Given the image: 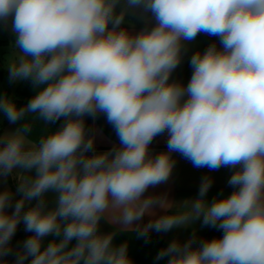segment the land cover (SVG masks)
<instances>
[{
	"label": "clouds",
	"instance_id": "1",
	"mask_svg": "<svg viewBox=\"0 0 264 264\" xmlns=\"http://www.w3.org/2000/svg\"><path fill=\"white\" fill-rule=\"evenodd\" d=\"M9 20V81L33 95H0L19 125L0 132V184L17 182L0 188V264H133L121 233L187 227L156 261L264 264V0H0ZM200 34L219 44L191 55L185 84L173 73ZM101 115L118 140L105 151L86 123ZM173 153L231 169L233 191L209 202L205 176L195 199L146 195L170 179ZM197 221L222 236L199 237ZM21 224L30 235L13 245Z\"/></svg>",
	"mask_w": 264,
	"mask_h": 264
},
{
	"label": "crops",
	"instance_id": "2",
	"mask_svg": "<svg viewBox=\"0 0 264 264\" xmlns=\"http://www.w3.org/2000/svg\"><path fill=\"white\" fill-rule=\"evenodd\" d=\"M131 19L139 20L138 15L130 17ZM11 23V21L9 20ZM2 22H0V61L5 69L4 76L9 79V74L6 68V58L11 52L10 45L14 42L15 36L11 31L5 34L1 27ZM135 24V23H134ZM144 25L135 24V31H139ZM211 43L219 44L215 37H210L204 34L197 36L196 40L189 46L188 52L185 54L181 64L173 73V78L182 81L187 84L191 77L192 69L190 67L189 61L191 55L197 50H203ZM2 81V80H1ZM7 95L12 97L18 105H24L33 95L32 87L29 82H11L10 88L7 90ZM3 113H0V129L3 131L15 130L19 125L10 124L6 118H2ZM6 120V121H4ZM4 121V123H2ZM61 122L57 121L54 127H58ZM86 123L90 129H92L96 134L95 148L97 151H105L112 147L113 144H117L118 140L112 126L109 125L104 116H99L97 119L93 120L91 117L86 118ZM166 141L167 135L158 136L150 146L153 153H159L161 151H166ZM173 158L176 161L175 167L172 171L171 177L167 183L160 184L155 188H149L147 194H166L170 201H183L185 199H195L198 194V189L201 180L205 176H209L212 179V187L209 189L206 199L211 202L213 197L217 193L223 192L224 195L230 194L233 189L228 186V179L232 174V170L229 168H220L218 171H209L207 168H195L192 164L182 158L178 153H173ZM12 182L14 187H16V180L13 178ZM8 184V181H6ZM158 214H163V212L157 209ZM150 219L149 216H145L140 222L141 224H146ZM102 231H111L112 226L108 223L101 222ZM195 231L199 237L202 238H213L222 236V231L217 230L209 226H202L200 221L196 222ZM193 232V227L187 228H174L169 232H150V238L145 239L131 238L128 233H121L117 237V242L128 241L129 244V255L133 260V264H166L165 260L156 261L155 257L159 250L166 247L173 239H179L185 241Z\"/></svg>",
	"mask_w": 264,
	"mask_h": 264
},
{
	"label": "rangeland",
	"instance_id": "3",
	"mask_svg": "<svg viewBox=\"0 0 264 264\" xmlns=\"http://www.w3.org/2000/svg\"><path fill=\"white\" fill-rule=\"evenodd\" d=\"M11 23L8 22L7 25H5L3 22L1 24V27H2V31L5 33V34H8L6 32H10V28H11ZM0 41H2L0 39ZM1 63V61H0ZM2 80V81H1ZM10 85H11V82L9 81V79H6L5 76H2L1 79H0V95H4V94H7V90L10 88ZM2 118L4 119V114H2ZM8 181V184H0V188H3L4 186H9L13 189H15L14 187V184L12 182V179L11 177H9L7 179ZM29 235V233H26L24 231V227H23V224H21L19 227H18V230L16 232V235L13 237V240H12V243L13 245L17 244L19 241H22L23 239H25L27 236ZM13 260V257H9V261H10V264H11V261Z\"/></svg>",
	"mask_w": 264,
	"mask_h": 264
},
{
	"label": "trees",
	"instance_id": "4",
	"mask_svg": "<svg viewBox=\"0 0 264 264\" xmlns=\"http://www.w3.org/2000/svg\"><path fill=\"white\" fill-rule=\"evenodd\" d=\"M132 20L137 25H142V26L144 25V23L142 21H139V20H136V19H132ZM0 42H2V41H0ZM4 72H5V69H4L3 65H2V63H0V79H1L2 76H4ZM4 121H6V120H4ZM4 121L2 123H4ZM0 132H1V129H0Z\"/></svg>",
	"mask_w": 264,
	"mask_h": 264
}]
</instances>
